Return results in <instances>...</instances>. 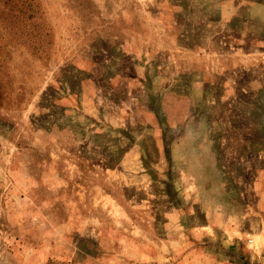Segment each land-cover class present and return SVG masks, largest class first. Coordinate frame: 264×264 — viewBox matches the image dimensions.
<instances>
[{"label": "rangeland", "instance_id": "rangeland-1", "mask_svg": "<svg viewBox=\"0 0 264 264\" xmlns=\"http://www.w3.org/2000/svg\"><path fill=\"white\" fill-rule=\"evenodd\" d=\"M0 264H264V0H0Z\"/></svg>", "mask_w": 264, "mask_h": 264}]
</instances>
